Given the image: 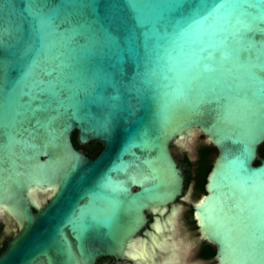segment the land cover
<instances>
[{"label": "water", "instance_id": "water-1", "mask_svg": "<svg viewBox=\"0 0 264 264\" xmlns=\"http://www.w3.org/2000/svg\"><path fill=\"white\" fill-rule=\"evenodd\" d=\"M199 136L201 236L217 264H264V0H0V264L122 256Z\"/></svg>", "mask_w": 264, "mask_h": 264}, {"label": "flooded vegetation", "instance_id": "flooded-vegetation-1", "mask_svg": "<svg viewBox=\"0 0 264 264\" xmlns=\"http://www.w3.org/2000/svg\"><path fill=\"white\" fill-rule=\"evenodd\" d=\"M88 143L77 149L93 158L99 153L102 145L95 154L89 155L85 148ZM203 144L207 143L203 142ZM174 157L185 174L183 194L177 197L174 203L146 213L145 227L133 239L125 254L122 256L99 255L94 264H217L216 247L201 236L193 215L191 196L200 192L204 193V188L203 191L195 188L198 152L194 160H191L187 154L184 155L185 166L175 154ZM192 181L193 187L189 188ZM181 210L185 212L184 220L181 219ZM17 228V222L0 207V252Z\"/></svg>", "mask_w": 264, "mask_h": 264}, {"label": "trees", "instance_id": "trees-1", "mask_svg": "<svg viewBox=\"0 0 264 264\" xmlns=\"http://www.w3.org/2000/svg\"><path fill=\"white\" fill-rule=\"evenodd\" d=\"M72 142L75 148H81V144H79L76 140V132L72 134ZM101 144L96 141H90L85 148L88 150V154H95L97 150L100 148ZM215 155V150L207 144H203L198 148V158H197V172L195 176V188L197 190L203 191L204 183L206 179V174L208 173L212 159ZM260 157H264V144L259 148ZM185 160L188 162V159L185 157ZM190 163V162H189ZM258 163V160L255 161V164Z\"/></svg>", "mask_w": 264, "mask_h": 264}, {"label": "rangeland", "instance_id": "rangeland-1", "mask_svg": "<svg viewBox=\"0 0 264 264\" xmlns=\"http://www.w3.org/2000/svg\"><path fill=\"white\" fill-rule=\"evenodd\" d=\"M203 142H204V139L202 138V136H199L197 138H194L193 140H190V159L191 160H194V158L197 156V152H198V148L203 145ZM174 154L175 156L181 161L182 165H184L183 163V159H184V155L185 154H188L187 151H184V150H179V149H174ZM193 187V181L191 182V184L189 185V188H192ZM200 194H203V192H200V193H196V195L194 196H191V200L194 201L196 199L199 198ZM48 196V194L46 195H40V197L45 200V198ZM184 217H185V212L184 210H181V219L184 220Z\"/></svg>", "mask_w": 264, "mask_h": 264}, {"label": "bare ground", "instance_id": "bare-ground-1", "mask_svg": "<svg viewBox=\"0 0 264 264\" xmlns=\"http://www.w3.org/2000/svg\"><path fill=\"white\" fill-rule=\"evenodd\" d=\"M37 190H35V189H30L29 190V195L31 196V198H32V200L35 202V203H37ZM173 214V213H172ZM173 217V216H172ZM173 219V218H172ZM172 219H171V221H172ZM170 223V222H169ZM157 229V228H156ZM159 231V230H158ZM159 236V235H158ZM142 245V244H141ZM135 246V245H134ZM143 247V246H142ZM143 249V248H142ZM138 250V249H137ZM133 252V255H134V251H132ZM138 252V251H137ZM136 253V252H135ZM140 256H141V254H140Z\"/></svg>", "mask_w": 264, "mask_h": 264}, {"label": "snow or ice", "instance_id": "snow-or-ice-1", "mask_svg": "<svg viewBox=\"0 0 264 264\" xmlns=\"http://www.w3.org/2000/svg\"><path fill=\"white\" fill-rule=\"evenodd\" d=\"M238 3L243 5V4H246L248 3V0H238Z\"/></svg>", "mask_w": 264, "mask_h": 264}]
</instances>
